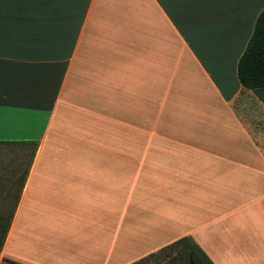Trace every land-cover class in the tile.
Wrapping results in <instances>:
<instances>
[{
  "label": "crops",
  "instance_id": "obj_1",
  "mask_svg": "<svg viewBox=\"0 0 264 264\" xmlns=\"http://www.w3.org/2000/svg\"><path fill=\"white\" fill-rule=\"evenodd\" d=\"M263 8L0 0V141L36 142L0 192V264H135L184 236L264 264V103L237 77Z\"/></svg>",
  "mask_w": 264,
  "mask_h": 264
},
{
  "label": "trees",
  "instance_id": "obj_2",
  "mask_svg": "<svg viewBox=\"0 0 264 264\" xmlns=\"http://www.w3.org/2000/svg\"><path fill=\"white\" fill-rule=\"evenodd\" d=\"M237 77L244 88L253 90L264 103V8L258 14L252 34L244 51L238 59ZM0 145L19 146L29 151L27 166L20 176V183L15 194L17 202L19 192L21 191V185L25 182L29 166L32 162L33 155L35 154L36 142L0 141ZM8 181L7 188L11 189L15 182L10 178H8ZM12 214L13 211L11 210L7 217L6 225L0 221V250L6 238ZM157 254L163 256V264H214L203 249L189 236L177 239L171 244L161 248L158 252L150 254L135 264L143 262ZM4 259L15 264H23L9 258Z\"/></svg>",
  "mask_w": 264,
  "mask_h": 264
},
{
  "label": "rangeland",
  "instance_id": "obj_3",
  "mask_svg": "<svg viewBox=\"0 0 264 264\" xmlns=\"http://www.w3.org/2000/svg\"><path fill=\"white\" fill-rule=\"evenodd\" d=\"M29 151L19 146L14 145H0V192H7L8 178L12 179L15 183L13 188L16 190L20 183V176L24 169H26L27 161L29 158ZM5 196V195H4ZM1 205L3 203L0 202ZM5 220V219H4ZM5 221H3L4 223ZM23 252V250H22ZM9 258L10 257H5ZM5 260V259H4ZM10 263L8 260H5ZM164 259L161 254L150 257L147 260L138 264H163ZM11 264V263H10Z\"/></svg>",
  "mask_w": 264,
  "mask_h": 264
}]
</instances>
